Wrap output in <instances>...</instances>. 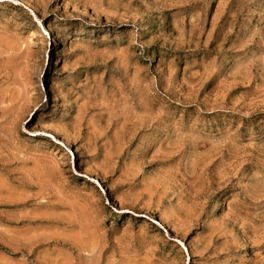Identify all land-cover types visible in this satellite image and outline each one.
Instances as JSON below:
<instances>
[{"label":"rangeland","instance_id":"1","mask_svg":"<svg viewBox=\"0 0 264 264\" xmlns=\"http://www.w3.org/2000/svg\"><path fill=\"white\" fill-rule=\"evenodd\" d=\"M0 264H264V0H0Z\"/></svg>","mask_w":264,"mask_h":264},{"label":"bare ground","instance_id":"2","mask_svg":"<svg viewBox=\"0 0 264 264\" xmlns=\"http://www.w3.org/2000/svg\"><path fill=\"white\" fill-rule=\"evenodd\" d=\"M43 127L46 128L47 130L49 129L47 125H43ZM48 132L49 133L46 136H48L50 138H53V137L56 138L54 133H52L51 131H48ZM82 168H83V171L87 172V168L86 167L83 166Z\"/></svg>","mask_w":264,"mask_h":264}]
</instances>
